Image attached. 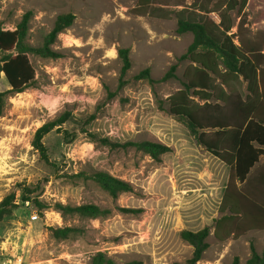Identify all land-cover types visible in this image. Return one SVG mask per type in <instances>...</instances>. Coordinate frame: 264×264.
<instances>
[{
    "label": "rangeland",
    "instance_id": "rangeland-1",
    "mask_svg": "<svg viewBox=\"0 0 264 264\" xmlns=\"http://www.w3.org/2000/svg\"><path fill=\"white\" fill-rule=\"evenodd\" d=\"M228 2L0 0V27L5 30H16L31 14L29 42L35 47L43 45L59 16H76L53 46L63 57L31 56L37 72L34 87L11 96L0 117V202L15 192L19 205L0 223V264L16 258L24 264H90L98 252L107 253L116 264H183L192 258L194 248L182 240V231L206 227L211 230L210 247L198 264H234L236 257L247 264L252 244L263 252L264 229H249L253 225L249 212L251 219L239 215L221 226L220 237L215 233L217 222L231 214L220 211L229 184L247 196L249 211L264 207V155L248 175V184L241 183L225 161L207 152L169 112V98L185 89V75L193 70L190 60L179 61L194 36L178 34V13L184 11L187 17L203 10L217 25L223 16L233 23L230 35L258 66V78L251 93L243 76L212 75V99L206 103L192 98L202 106L201 114L214 122H235L239 112L250 108L253 119L264 122V0H249L241 12L240 7L228 10ZM121 49L130 51L132 63L125 76ZM174 64H178L175 77L160 81ZM146 69L157 83L135 79ZM9 89L2 77L0 91ZM66 111L72 117L63 131L54 130L43 140L50 165L33 147L35 133ZM92 116L95 119L89 121ZM65 130L70 137H65ZM87 132L117 143L159 142L173 151L158 162L133 148L102 147ZM202 132L207 141L229 147L220 144L222 131ZM94 172L129 182L134 192L113 200L97 182L80 175ZM23 196L29 200L23 201ZM84 204L113 213L89 219L64 217L58 210V205ZM117 207L143 212L124 214ZM65 227L80 231L68 240H57L52 229ZM230 227L237 233L226 238Z\"/></svg>",
    "mask_w": 264,
    "mask_h": 264
},
{
    "label": "trees",
    "instance_id": "trees-1",
    "mask_svg": "<svg viewBox=\"0 0 264 264\" xmlns=\"http://www.w3.org/2000/svg\"><path fill=\"white\" fill-rule=\"evenodd\" d=\"M248 1L239 0L238 3L237 0H229L227 8L230 11H234L236 7H240L239 12H241L247 6ZM184 13V11L178 13L177 32L179 35L191 33L194 36V40L187 53L181 56L179 61L190 60L193 63V70H190L185 75V89L180 90L169 98V112L187 126L192 136L196 138L200 145L206 148L207 152L225 161L231 167V171L238 181L248 184V175L259 162L260 156L264 155V122L253 119V108L247 109L242 113L239 112L235 122H228L229 120L214 122L210 116L201 114L200 109L202 106H199L192 97L199 98L206 103L212 99V75H220L221 77H223L222 75L243 76L248 81V89L252 93L254 85L257 83L258 66L243 52L240 46L235 44L234 35H230L234 25L226 16H223L222 22L217 25L209 20L206 11L199 10L198 12V10H195L189 12L187 17H184ZM30 19V13L25 15L16 30H5L0 27V81L4 77L10 88L6 92L0 91V117L4 115L11 96L25 93L28 89L34 87L37 81V72L31 62V56L54 60L63 57L53 46L59 36L74 25L76 16L73 14L59 16L54 28L46 36L43 45L39 47H35L29 42ZM129 52L128 49L119 51L120 58L123 60L122 76H125L132 67ZM177 69L178 64L172 65L160 81L165 82L174 78ZM222 69L225 71L224 74L221 73ZM135 79L138 81L148 80L151 83L158 82L152 78L149 69L142 71ZM71 117L72 113L66 111L55 120L45 123L36 131L33 147L39 152L41 160L51 165L48 149L43 140L54 130L63 131L62 126ZM94 119L95 116H92L89 121ZM231 126H234L231 132L234 140L226 150L222 149L217 143L207 141L205 138L206 133L202 132L207 129L226 131ZM64 133L66 138L71 136L66 130ZM87 134L94 143L102 147H107L110 150L133 148L158 162L161 161L162 156L173 151L171 147L159 142L130 141L117 143L109 138L98 137L93 133L87 132ZM254 143L258 144L259 148H256ZM80 175L97 182L110 193L113 200H117L122 194L134 192V188L129 182L104 172H94L91 175L82 173ZM261 184L264 186V178L261 180ZM28 200L29 198L23 196V201ZM246 202H248L247 196L237 189L236 184L227 186L220 211L224 213L229 210L231 214L224 216L217 222L215 233L217 237H220L218 231L221 226L229 225L230 222L233 223L239 215L243 217L247 215L249 218L251 215L252 219H250L253 225L249 229H264V207L257 206L255 211H249L245 205ZM18 207L16 193L12 192L7 195L0 202V223L5 218L10 217ZM116 209L124 214L139 215L143 212L142 209L121 207ZM58 210L63 213L64 217L72 215L89 219L107 218L113 213L111 210L103 209L95 204L80 206L58 205ZM246 212H249L250 215ZM79 231L72 227L52 229L53 236L57 240H68L73 233ZM234 233H237V229L228 228L226 238L234 236ZM210 234L211 230L209 227L198 232L182 231V240L194 248L192 258L183 264H198L203 259L204 253L210 247L207 241ZM251 251L252 254L247 264H264V250L262 253H258L252 244ZM90 264H116V262L107 253L98 252L92 256ZM128 264L143 263L141 261H133ZM234 264H240L238 257L235 258Z\"/></svg>",
    "mask_w": 264,
    "mask_h": 264
},
{
    "label": "crops",
    "instance_id": "crops-1",
    "mask_svg": "<svg viewBox=\"0 0 264 264\" xmlns=\"http://www.w3.org/2000/svg\"><path fill=\"white\" fill-rule=\"evenodd\" d=\"M233 128H234V126L232 127L231 126V128L230 129H228V130H226V131H222V136H221V145L223 144V145H226V144H229V146L232 144V142H233V140H234V138H233V136H232V130H233ZM218 131L219 132H221V130H219L218 129ZM226 137H228V138H230V141H228V142H226ZM254 146L256 147V148H259V146H258V144H256V143H254ZM224 147V146H223ZM224 150H226V148L224 149ZM230 159V158H229ZM231 168V167H230ZM226 190H227V186H226V188H225V190L223 191V196H222V201H221V203H220V206L222 205V202H223V199H224V196H225V193H226ZM226 212H229V210H227ZM225 212V213H226ZM226 216H229L230 214H225ZM224 217V216H223ZM222 217V218H223ZM221 218V219H222ZM220 219V218H219Z\"/></svg>",
    "mask_w": 264,
    "mask_h": 264
},
{
    "label": "built area",
    "instance_id": "built-area-1",
    "mask_svg": "<svg viewBox=\"0 0 264 264\" xmlns=\"http://www.w3.org/2000/svg\"><path fill=\"white\" fill-rule=\"evenodd\" d=\"M9 264H24V261L22 258H16L9 262Z\"/></svg>",
    "mask_w": 264,
    "mask_h": 264
}]
</instances>
